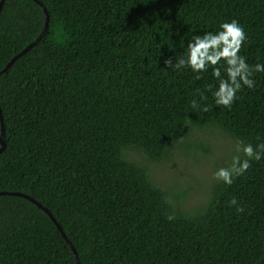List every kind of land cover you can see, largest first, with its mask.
I'll return each mask as SVG.
<instances>
[{"label": "trees", "instance_id": "obj_1", "mask_svg": "<svg viewBox=\"0 0 264 264\" xmlns=\"http://www.w3.org/2000/svg\"><path fill=\"white\" fill-rule=\"evenodd\" d=\"M39 1L49 13L46 35L0 77V192L48 208L81 264H264V159L231 186L218 182L207 208L187 215L146 167L124 157L137 150L162 161L196 128L264 143V73L227 109L215 104L211 68L196 80L165 64L186 58L194 35L232 19L248 36L239 55L264 63V0ZM44 25L36 1H5L0 72ZM193 99L209 111L192 108ZM1 136L0 118V148ZM0 264L77 262L43 210L5 195Z\"/></svg>", "mask_w": 264, "mask_h": 264}, {"label": "clouds", "instance_id": "obj_2", "mask_svg": "<svg viewBox=\"0 0 264 264\" xmlns=\"http://www.w3.org/2000/svg\"><path fill=\"white\" fill-rule=\"evenodd\" d=\"M248 39L244 27L238 20L222 22L219 30L216 32H206L203 35H194L187 44L186 58L179 60H165V64L174 70L184 68L190 69L197 73L194 78L202 79V73L212 69V76L219 81L217 89L212 92L216 106L231 109L236 102L238 93L244 87L254 89L256 82L255 73H264V63L249 65L246 58L239 55L245 41ZM226 64V67L221 64ZM224 67L226 78L222 76L221 68ZM212 85L208 86V91H212ZM201 101L207 100L204 94H200ZM201 107L202 111H209V106L198 105L195 99L191 102L192 108ZM236 151L242 152L243 159L240 155L233 156L229 167H220L214 174L213 178L218 182L231 186L235 178L243 176L251 167L253 161L264 159V143L257 144L255 147L251 143L244 144L238 142ZM230 206H235L238 213H242L244 208L233 198L229 201ZM173 217L169 216L168 219Z\"/></svg>", "mask_w": 264, "mask_h": 264}, {"label": "rangeland", "instance_id": "obj_3", "mask_svg": "<svg viewBox=\"0 0 264 264\" xmlns=\"http://www.w3.org/2000/svg\"><path fill=\"white\" fill-rule=\"evenodd\" d=\"M238 142L216 128L192 129L162 161H150L141 151L124 150L126 160L136 162L149 171L154 185L168 194L176 209L197 215L209 205L215 185L213 174L229 167Z\"/></svg>", "mask_w": 264, "mask_h": 264}, {"label": "water", "instance_id": "obj_4", "mask_svg": "<svg viewBox=\"0 0 264 264\" xmlns=\"http://www.w3.org/2000/svg\"><path fill=\"white\" fill-rule=\"evenodd\" d=\"M5 1L6 0H2L1 3H0V13H1L2 9H3V6L5 4ZM34 1H36L43 8L44 15H45V25H44V28H43L42 32L40 33V35L32 43H30L26 48H24L20 53H18L17 55H15L10 60V62L0 72V77L4 73H6L7 71H9L11 69V67L16 63V61H18L20 58H22L27 53H29L34 47H36L41 42V40L44 38V36L47 33L48 25H49V13H48V10L44 6V4L42 2H40L39 0H34ZM0 118H1V124H2V136H1V144H2V146L0 148V154H2L5 151V149H6V143H5V125H4V120H3V115H2L1 107H0ZM5 195L16 196V197L24 198V199L32 202L33 204H35L41 210H43L51 218V220L55 223L56 227L61 232L63 238L66 240V242L70 246V248L73 251V254L75 256V259H76L77 264H81L80 263V258H79V255H78V252H77L76 248L74 247V245L72 244V242L70 241V239L68 238V236L66 235V233L64 232V230H63L62 226L59 224L58 220L55 218V216L52 214V212L48 208L44 207L36 199H34L33 197H31L30 195L25 194V193H21V192H11V191H2V192H0V196H5Z\"/></svg>", "mask_w": 264, "mask_h": 264}]
</instances>
